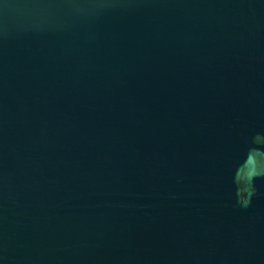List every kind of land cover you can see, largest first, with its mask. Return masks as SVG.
I'll list each match as a JSON object with an SVG mask.
<instances>
[{"label": "water", "instance_id": "obj_1", "mask_svg": "<svg viewBox=\"0 0 264 264\" xmlns=\"http://www.w3.org/2000/svg\"><path fill=\"white\" fill-rule=\"evenodd\" d=\"M0 264H264V0H0Z\"/></svg>", "mask_w": 264, "mask_h": 264}]
</instances>
